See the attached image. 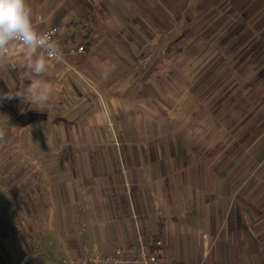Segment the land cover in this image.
I'll use <instances>...</instances> for the list:
<instances>
[{"label":"crops","instance_id":"obj_1","mask_svg":"<svg viewBox=\"0 0 264 264\" xmlns=\"http://www.w3.org/2000/svg\"><path fill=\"white\" fill-rule=\"evenodd\" d=\"M207 1L212 0L202 4ZM219 3V9L227 10L228 4L237 8L241 1L215 4ZM28 4L37 29L58 25L56 42L64 51L84 43L86 52L67 56L77 72L64 64L50 67L44 79L53 96L44 109H34L24 98L0 104V124L11 123L4 138L26 137L32 154L42 155L40 162L29 157L11 166L0 163V264L33 247L40 255L30 264H56L60 254H81L90 241L91 248L103 251L135 246L138 233L148 247L161 240L172 264H264V237L256 231L253 215L246 221L229 185L195 177L191 173L195 163L182 168L186 174L180 177L177 163L158 158L160 147L123 144L121 138L129 137L127 128L131 137L146 135L142 125L146 128L157 115L156 91L150 89L148 96L145 84L111 80L118 65L104 50L110 35L100 28L111 18L131 26L124 5L115 0H28ZM249 6L248 18L264 11L263 1ZM155 8L161 13L170 9L171 24L168 29L162 25L156 37H173L179 1L158 0ZM257 21L259 28L264 12ZM30 82L23 49L17 46L0 62V92L14 93ZM11 113H17L16 118ZM24 115L27 129L21 133L19 123H13L17 118L24 123ZM2 169L13 170L11 176L3 177ZM73 201L87 203L81 215L73 209ZM21 209L31 210L27 215L39 221L38 229L26 227ZM70 230L77 239L72 246L66 241Z\"/></svg>","mask_w":264,"mask_h":264},{"label":"rangeland","instance_id":"obj_2","mask_svg":"<svg viewBox=\"0 0 264 264\" xmlns=\"http://www.w3.org/2000/svg\"><path fill=\"white\" fill-rule=\"evenodd\" d=\"M115 1L124 5L126 23L132 27L122 22L118 25L119 19L111 18L100 28L104 35H110L107 40L111 43L104 50L118 65L111 80L132 85L138 81L148 87V96L150 89L157 95L155 121L146 123L149 131L143 124L146 135L131 137L127 128L129 137L121 138L123 144L162 148L158 158L177 163L180 177L186 174L182 168L195 163L191 170L195 177L210 178L217 184L222 180L238 196L245 220L249 222L248 216L253 215L254 227L264 237V23L256 27L264 11L247 17L249 4L257 0H239L242 8L241 4L237 8L228 4L227 10L218 8V0L211 4L178 0L177 34L156 37L162 25L170 27V9L162 15L155 8L158 0ZM179 48L183 51L178 52ZM11 114L16 118L17 113ZM22 118L24 123L17 118L13 125L19 123L18 132L25 133V115ZM9 124L1 121L0 126L10 131ZM30 148L26 137L4 138L0 140V163L11 166L29 157L40 162L42 155L32 154ZM12 171L1 170L3 177L11 176ZM86 205L72 202L79 214ZM19 211L26 227L38 229L39 221L29 217L31 210ZM26 227L22 229L24 236ZM72 230L66 237L69 246L77 240ZM67 256L60 254L56 264H62Z\"/></svg>","mask_w":264,"mask_h":264},{"label":"clouds","instance_id":"obj_3","mask_svg":"<svg viewBox=\"0 0 264 264\" xmlns=\"http://www.w3.org/2000/svg\"><path fill=\"white\" fill-rule=\"evenodd\" d=\"M17 46L23 49L24 67L31 82L14 93L0 92V104L24 98L34 109H44L53 96V88L44 77L53 64H65V57L51 34L37 30L28 0H0V62ZM5 133L0 126V140Z\"/></svg>","mask_w":264,"mask_h":264},{"label":"built area","instance_id":"obj_4","mask_svg":"<svg viewBox=\"0 0 264 264\" xmlns=\"http://www.w3.org/2000/svg\"><path fill=\"white\" fill-rule=\"evenodd\" d=\"M88 24V22H85ZM40 32L51 34L52 39L56 42V38L60 27L58 25L49 26L42 29H37ZM57 43V42H56ZM66 63L64 65L75 69L68 60V55L73 56L79 53L86 52V44L71 45L64 49L59 45ZM14 50V49H13ZM10 51L8 54H11ZM7 54V55H8ZM133 217L137 220V212H133ZM206 236V235H204ZM40 252L35 247L26 250L19 258L8 260L4 264H30L31 259L38 257ZM62 264H172L167 259L166 249L161 240H155L148 247L145 245L142 237H139L138 243L135 246L123 247L119 246L113 250L103 251L95 247L89 248L81 254L70 256L62 259ZM176 264V263H175Z\"/></svg>","mask_w":264,"mask_h":264},{"label":"trees","instance_id":"obj_5","mask_svg":"<svg viewBox=\"0 0 264 264\" xmlns=\"http://www.w3.org/2000/svg\"><path fill=\"white\" fill-rule=\"evenodd\" d=\"M168 50H170V49H168ZM182 51H183L182 48H179L178 49V52H182ZM158 228H159V234L161 235V231H162V225H161V223L158 225Z\"/></svg>","mask_w":264,"mask_h":264}]
</instances>
